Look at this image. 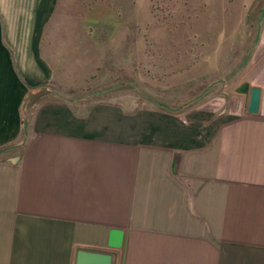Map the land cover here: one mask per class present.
I'll return each mask as SVG.
<instances>
[{
	"label": "crops",
	"instance_id": "obj_1",
	"mask_svg": "<svg viewBox=\"0 0 264 264\" xmlns=\"http://www.w3.org/2000/svg\"><path fill=\"white\" fill-rule=\"evenodd\" d=\"M70 2L0 0V264H264V19L204 99L133 109L56 99L57 74L89 75L57 73L86 53L45 35Z\"/></svg>",
	"mask_w": 264,
	"mask_h": 264
},
{
	"label": "rangeland",
	"instance_id": "obj_2",
	"mask_svg": "<svg viewBox=\"0 0 264 264\" xmlns=\"http://www.w3.org/2000/svg\"><path fill=\"white\" fill-rule=\"evenodd\" d=\"M249 2L71 0L45 35L61 38L68 56L86 53L53 61L57 73L64 62L89 75L57 74L56 99L110 100L133 109L152 106L148 100L171 108L192 101L229 77L254 47L264 0ZM107 88L114 89L94 95Z\"/></svg>",
	"mask_w": 264,
	"mask_h": 264
},
{
	"label": "water",
	"instance_id": "obj_3",
	"mask_svg": "<svg viewBox=\"0 0 264 264\" xmlns=\"http://www.w3.org/2000/svg\"><path fill=\"white\" fill-rule=\"evenodd\" d=\"M263 19H264V5L261 9L260 16L258 19V28H257V33H256V37L254 40V44H257V42L259 40L260 29H261L260 25H261V22L263 21ZM252 50L253 49H251L248 52V54L246 55V57L244 58V60L242 62V65L240 67H238L236 70H234L232 73L237 72L238 70H240L241 68H243L247 64V62H248V60L252 54ZM223 82H224V80H221L217 83H213L202 94H200L197 98L193 99L189 103L201 101V99L210 90L211 87L215 86L218 83L222 84ZM118 87H120V85H117L114 88H118ZM114 88L103 89L102 91H100L98 93H94V95L101 96L104 93L110 92ZM77 100H79V99H77ZM148 102L150 104L156 106V107L167 109L164 105H162L158 102H154V101H150V100H148ZM258 103H259V92L257 89H254L252 92V97H251V101H250V105H249V112L250 113H256V111L258 109ZM27 133H28V122H27V120H25L23 122V134H24V136H27ZM11 148H13V147H11ZM8 149H10V148L1 149L0 155L5 153ZM75 264H113V256L109 253H100V252L80 250L77 253Z\"/></svg>",
	"mask_w": 264,
	"mask_h": 264
},
{
	"label": "trees",
	"instance_id": "obj_4",
	"mask_svg": "<svg viewBox=\"0 0 264 264\" xmlns=\"http://www.w3.org/2000/svg\"><path fill=\"white\" fill-rule=\"evenodd\" d=\"M189 104V103H188Z\"/></svg>",
	"mask_w": 264,
	"mask_h": 264
}]
</instances>
